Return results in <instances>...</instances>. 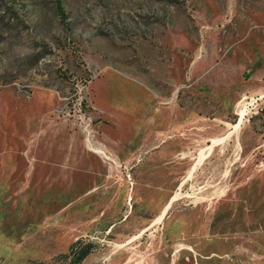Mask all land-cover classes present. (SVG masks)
I'll list each match as a JSON object with an SVG mask.
<instances>
[{
    "label": "rangeland",
    "instance_id": "1",
    "mask_svg": "<svg viewBox=\"0 0 264 264\" xmlns=\"http://www.w3.org/2000/svg\"><path fill=\"white\" fill-rule=\"evenodd\" d=\"M60 1L0 0V264H264V0Z\"/></svg>",
    "mask_w": 264,
    "mask_h": 264
},
{
    "label": "trees",
    "instance_id": "2",
    "mask_svg": "<svg viewBox=\"0 0 264 264\" xmlns=\"http://www.w3.org/2000/svg\"><path fill=\"white\" fill-rule=\"evenodd\" d=\"M56 7L61 19L65 21L66 14L60 0H56ZM83 101L81 102L83 103ZM80 242L81 239L73 242L67 252L59 254L49 264H53L54 262L60 264H80L81 260L88 254V250L84 246H80Z\"/></svg>",
    "mask_w": 264,
    "mask_h": 264
},
{
    "label": "built area",
    "instance_id": "3",
    "mask_svg": "<svg viewBox=\"0 0 264 264\" xmlns=\"http://www.w3.org/2000/svg\"><path fill=\"white\" fill-rule=\"evenodd\" d=\"M89 136H90V134H88V139H89ZM96 148H99V147H96ZM99 149L101 151V154H99V155L103 158V160H105L109 163H116L119 166H121V164L117 163L116 160H114V158L109 153H107L104 149H102V148H99Z\"/></svg>",
    "mask_w": 264,
    "mask_h": 264
},
{
    "label": "crops",
    "instance_id": "4",
    "mask_svg": "<svg viewBox=\"0 0 264 264\" xmlns=\"http://www.w3.org/2000/svg\"><path fill=\"white\" fill-rule=\"evenodd\" d=\"M94 151H95V152H98V153H101V151H100L99 149H95ZM111 156H112V155H111ZM112 157H113V156H112ZM113 158H114V157H113ZM114 160L117 161V159H115V158H114Z\"/></svg>",
    "mask_w": 264,
    "mask_h": 264
}]
</instances>
